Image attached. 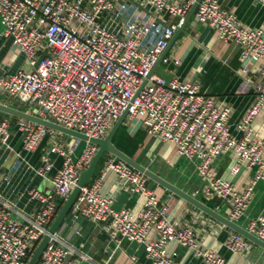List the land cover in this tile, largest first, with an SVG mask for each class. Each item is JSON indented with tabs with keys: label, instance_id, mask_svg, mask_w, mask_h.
I'll use <instances>...</instances> for the list:
<instances>
[{
	"label": "built area",
	"instance_id": "1",
	"mask_svg": "<svg viewBox=\"0 0 264 264\" xmlns=\"http://www.w3.org/2000/svg\"><path fill=\"white\" fill-rule=\"evenodd\" d=\"M196 2L0 0L2 35L12 40L29 64L28 69L0 75V92L17 99L28 112L92 138H105L127 110L131 132L143 126L149 136L173 143L181 157L194 163L205 185L192 195L223 200L227 205L223 215L238 223L248 212L257 183L264 182V141L252 126L255 116L264 109V83L253 85L246 77L244 90L252 86L257 95L234 132L230 125L232 107L207 94L199 81L177 76L166 79L156 73L150 76ZM169 17L174 20L168 22ZM192 22L211 27L224 42L237 43L242 72L264 76V27L243 24L237 13L224 8L220 0H201ZM174 63L180 62L174 59ZM12 130L9 119L0 120V144L9 150ZM15 130L21 134L22 149L28 153L36 151L47 136L53 138L41 157V166L26 164V170L47 177L54 166L52 154L63 157V161L50 177L51 191L36 187L25 191L38 207L31 215H23L24 220L13 217L14 208L0 192V264H27L77 186L81 171L98 150L96 144L86 141L83 151L74 158L80 139L73 138L68 148L63 147L55 130L23 118H18ZM228 154L237 161L232 174H237L243 164L255 168L243 189L219 174L217 160ZM17 157L22 161L21 152ZM108 170L115 171L132 194L144 198L137 213L125 206L117 209L114 198L101 193L103 174ZM103 174L81 187L71 208L74 220L83 218L102 227L116 248L124 241L142 245L151 264H180L176 260L178 252L170 255L167 251L173 240L193 249L206 264H229L224 256L201 246L200 233L193 226H178L171 218L169 203L160 200L144 173L112 156ZM202 215L199 213L197 218ZM245 228L264 240V213L250 218ZM151 231L154 235L148 239ZM224 245L234 254H244L253 243L232 230ZM131 259L136 261L137 255ZM83 261L108 264L95 262L74 242L55 232L37 264Z\"/></svg>",
	"mask_w": 264,
	"mask_h": 264
},
{
	"label": "crops",
	"instance_id": "2",
	"mask_svg": "<svg viewBox=\"0 0 264 264\" xmlns=\"http://www.w3.org/2000/svg\"><path fill=\"white\" fill-rule=\"evenodd\" d=\"M220 3L224 8L237 13L243 24L250 27H264V4L261 0H220ZM193 17L194 14L187 23L185 31L176 38L155 73L166 79L177 76L199 81L207 94L217 96L232 107L230 125L232 130L236 132L237 125L241 122L257 95L252 86L248 90H244L246 77L255 85L264 83V76L261 73L252 71L249 74L242 72L240 46L234 42L220 40L215 30L209 26L200 23L194 24L192 22ZM173 20V17L167 19L168 22ZM2 32L3 27L0 23V75L11 74L18 68L28 69L29 64L25 56L17 50L11 39H7L2 35ZM174 59L179 60L180 63L176 65ZM3 93L10 98L3 97ZM0 102L29 111L17 99L5 92H0ZM4 118L9 119L13 125L10 142L12 149L2 151V144H0V161L3 159V163L0 164V192L7 197L14 208L13 217L24 220L23 215H31L38 207L37 201L30 199L25 191L29 187H36L44 192L51 191L52 182L50 177L61 166L63 157L52 154L54 166L47 177L38 176L34 171L26 170V164H30L33 168L41 166V157L50 148L53 140L52 135L47 136L36 151L28 153L22 149L21 134L15 130L18 117L0 111V120ZM121 126L124 127L125 132L132 135L137 133V137L143 138L134 155L135 159L143 165L148 166L160 176L190 194H193L196 189L204 187L205 183L197 174L194 163L181 157L173 143L149 136L143 126H136L135 130L131 132L130 127L132 124L127 119L124 120ZM252 126L260 133L264 141V109L255 116ZM56 139L58 140L57 136ZM72 140L67 138V148L74 141ZM14 152L16 154L21 152L22 161H18L17 157L12 168L8 170L6 168L9 167L8 163ZM112 156L114 155L108 152L104 153L88 184H92L98 178H101L105 163ZM159 158H162L164 162L157 164ZM236 162L235 156L228 154L220 157L216 164L221 177L233 182L239 189H243L253 177L255 168L249 169L243 164L237 174H232V168ZM148 185L155 191L161 201L169 203L171 218L176 221L178 226H193L200 233L199 241L203 248L211 249L224 256L229 264H250L252 261L264 264V249L262 247L252 242L253 245L246 253H232L225 247L224 243L233 229L218 222L213 217L211 218V216L157 182L149 179ZM101 193L113 197L114 206L117 209L125 206L131 209L133 213H137L144 202L142 196L130 192L128 184L113 170L105 171L103 174ZM196 198L220 211V213H226L227 205L223 200L219 198L207 200L200 196ZM199 213H202L203 217L197 218ZM259 213H264L263 181L257 183L255 196L248 212L238 223L246 227L250 218ZM211 219L215 221L213 222ZM88 223L87 221V223L79 226L74 235L75 242H79L77 246L87 257L97 263L151 264L146 258L142 245L138 246L136 243L124 241L120 248H116L115 243L110 241L102 227L93 226L92 224L88 226ZM153 235L154 231H151L148 239ZM167 251L170 255L177 251L176 260L180 264H206L201 257L196 255L193 249L179 245L177 240L169 243ZM132 255H137L136 261L131 259ZM82 264H84V261Z\"/></svg>",
	"mask_w": 264,
	"mask_h": 264
},
{
	"label": "water",
	"instance_id": "3",
	"mask_svg": "<svg viewBox=\"0 0 264 264\" xmlns=\"http://www.w3.org/2000/svg\"><path fill=\"white\" fill-rule=\"evenodd\" d=\"M201 0H197V2L192 6L186 17L184 18L181 26L177 29L173 37L168 42L166 48L164 49L163 53L159 57L157 63L152 69L151 75L152 76L159 64L162 62L164 57L166 56L168 50L171 48L173 43L175 42L176 38L180 35V33L185 31V27L189 20L191 19L192 15L194 14L198 3ZM150 78V77H149ZM148 78V79H149ZM148 79H146L142 85V87L147 83ZM0 111L7 113L9 115L23 118L27 120H31L33 122H36L38 124H42L50 129L59 131L61 133H64L68 135V139L71 140L73 138H77L80 140L90 141L98 146V150L92 159L91 163L88 165V167L81 171L79 182L77 186L72 190L69 197L65 200L63 205L61 206L60 210L58 211L56 217L54 218L51 226L49 227L48 233L43 237V239L40 241L34 252L32 253L30 259L28 260L27 264H37L40 256L45 249L46 245L51 239V235L55 232H58L65 236L69 241L76 243V245L79 244V242H75V232L77 229H79V226L87 223L86 219L78 218L76 221L73 219V214L71 213V208L76 201L81 187L88 183L93 176L96 167L98 163L100 162L102 156L105 152H108L115 157L119 158L126 164L132 166L133 168L141 171L144 173L149 179L157 182L158 184L162 185L166 189L174 192L175 194L179 195L180 197L184 198L186 201L191 203L193 206L198 208L199 210L203 211L204 213L208 214L209 216L216 219L218 222L226 225L227 227L239 232L240 234L244 235L246 238H248L251 242L255 243L256 245L262 247L264 249V240L260 239L256 235L249 232L245 227L240 225L239 223H236L229 218H227L222 213L218 212L217 210L210 207L208 204L204 203L202 200L196 198L192 194L188 193L184 189L178 187L177 185L171 183L166 178L160 176L158 173L150 169L148 166L143 165L140 161L135 159L134 157L129 156L124 151L120 150L115 143L113 142V137L123 124L124 120L127 116V110L119 117V119L114 123L113 127L109 131L108 135L105 138H92L88 135H85L81 132L66 128L62 125H59L53 121L41 118L39 116H36L28 111H25L23 109H18L13 106L4 104L0 102ZM6 145H2L1 150L5 151ZM17 150V148H16ZM7 153V152H6ZM16 154V152H14ZM17 155V154H16ZM3 163V159H1L0 164ZM88 226H90V223H88ZM72 227V228H71ZM88 228V227H87Z\"/></svg>",
	"mask_w": 264,
	"mask_h": 264
},
{
	"label": "trees",
	"instance_id": "4",
	"mask_svg": "<svg viewBox=\"0 0 264 264\" xmlns=\"http://www.w3.org/2000/svg\"><path fill=\"white\" fill-rule=\"evenodd\" d=\"M142 140L143 138L137 137V133L135 135H132L125 132L123 126L119 128V130L113 137V142L115 143V145L131 157H134Z\"/></svg>",
	"mask_w": 264,
	"mask_h": 264
},
{
	"label": "rangeland",
	"instance_id": "5",
	"mask_svg": "<svg viewBox=\"0 0 264 264\" xmlns=\"http://www.w3.org/2000/svg\"><path fill=\"white\" fill-rule=\"evenodd\" d=\"M3 97L10 98V97L6 96V94H4ZM56 134H57L56 136L58 137L59 143L63 147H66L67 146V141L66 140L68 138V135H66L64 133H61L59 131H56ZM85 145H86V141L85 140H81L80 143H79V145L77 146L76 150L72 154L74 158H77L78 157V155L83 151ZM16 158H17L16 154L13 153L12 156H11V158H10V161L8 163L9 167H7L6 169L10 170L12 168L13 164L15 163ZM163 162H164V160L162 158H159L157 164H161ZM52 188H53V186H52ZM84 264H88L87 261H84Z\"/></svg>",
	"mask_w": 264,
	"mask_h": 264
}]
</instances>
